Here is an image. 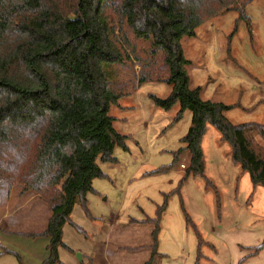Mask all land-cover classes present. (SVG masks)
Wrapping results in <instances>:
<instances>
[{"label": "trees", "instance_id": "16d2710c", "mask_svg": "<svg viewBox=\"0 0 264 264\" xmlns=\"http://www.w3.org/2000/svg\"><path fill=\"white\" fill-rule=\"evenodd\" d=\"M240 1L0 0V151L9 154L0 161V169L9 165L7 171L0 170V177L12 174L11 180L34 190L51 209L45 233L49 254L43 264L61 263L59 251L68 249L63 228L72 224L74 208L79 205L90 215L94 180L107 177L98 161L114 163L115 148L128 149L111 115L123 93L115 90L109 74L132 66V55L146 63L138 55L139 41L150 42V58L160 53L170 71L159 81L172 86L171 95L153 97L155 104L167 111L179 105L178 120L186 111L192 113V125L182 139L185 147L157 172L176 167L187 152L190 159L180 186L190 176H203L202 143L212 125L230 145L233 161L249 172L255 186H264V160L251 151L245 135L254 131L264 137V125H235L226 117L228 106L204 101L200 88L190 86L180 43L195 37L205 21L243 11L253 0ZM141 69L139 84L154 81L148 74L151 68ZM177 192L166 195L156 219L145 221L155 227L152 259L167 199ZM263 248L264 241L254 254Z\"/></svg>", "mask_w": 264, "mask_h": 264}, {"label": "rangeland", "instance_id": "374dc122", "mask_svg": "<svg viewBox=\"0 0 264 264\" xmlns=\"http://www.w3.org/2000/svg\"><path fill=\"white\" fill-rule=\"evenodd\" d=\"M180 43L190 86L200 88L204 101L228 106L225 114L235 125H264V0H253L243 11L205 21L195 37L182 38ZM137 49L146 63L132 55V66L129 63L130 67L109 74L115 90L123 93L111 115L118 133L126 136L128 149L116 147L114 163L98 161L107 177L94 180L96 193L88 197V210L97 218L90 226L77 210L75 220L90 231L98 227L111 231L110 264H264V251L251 258L264 241V186H255L249 172L233 162L230 145L221 140L214 126L208 125L202 145L203 176H190L180 186L189 162L187 152L176 167L157 172L171 165L175 154L185 147L182 139L192 125V113L186 111L178 120L179 105L167 111L155 104L153 97L171 95L172 86L159 81L170 71L160 53L150 58V42L139 41ZM141 68H151L148 74L154 81L139 84ZM245 135L251 151L264 160V137L254 131ZM8 155L0 151V161ZM8 166L0 170L7 171ZM10 176L0 177V205L15 187L37 194ZM177 189L167 199L157 255L152 259L149 246L155 227L145 221L156 219L166 195ZM68 227L87 249L89 239ZM6 239L0 233V252L7 247ZM17 241L22 244L25 240ZM72 243L78 246L77 241ZM25 245L35 249L32 242ZM12 261L17 264L15 257L0 259V264Z\"/></svg>", "mask_w": 264, "mask_h": 264}, {"label": "crops", "instance_id": "0c3cea01", "mask_svg": "<svg viewBox=\"0 0 264 264\" xmlns=\"http://www.w3.org/2000/svg\"><path fill=\"white\" fill-rule=\"evenodd\" d=\"M77 210L82 211L85 217L84 220L90 226L93 224L91 220L97 218L90 211V215H88L79 205L74 208L71 215L72 224H67L63 228V242L68 249H60V264H110L109 259L112 256L109 251L111 231H105L104 229H99V227L94 231H90V229L80 226L75 220ZM50 217L51 210L46 203L40 200L37 194L33 191H24L21 187H15L10 194L7 204L0 208V233L7 238V247L3 248L4 251L0 252V259L15 257L17 264H43L49 254L50 239L45 233ZM74 225L80 227L83 233L79 232ZM68 226L73 227L74 232L77 231L84 235L86 239H89V247L87 249L81 246L83 241H80L81 239L79 240L72 231H69ZM18 238H22L25 241L21 244L17 241ZM72 240L77 241L78 246L74 245ZM26 241L35 244L33 245L35 249L25 245ZM151 245L149 248L152 249ZM141 248L143 247L130 249L137 251ZM88 250L90 252H86ZM263 251L264 248L257 254L253 252L251 258L259 257ZM10 264L15 263L12 261Z\"/></svg>", "mask_w": 264, "mask_h": 264}]
</instances>
